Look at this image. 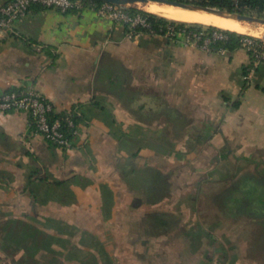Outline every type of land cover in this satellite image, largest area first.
<instances>
[{"label": "crops", "instance_id": "obj_1", "mask_svg": "<svg viewBox=\"0 0 264 264\" xmlns=\"http://www.w3.org/2000/svg\"><path fill=\"white\" fill-rule=\"evenodd\" d=\"M27 86L78 134L63 149L0 111V264H264L201 202L228 161L264 163V61L34 5L0 29V91Z\"/></svg>", "mask_w": 264, "mask_h": 264}, {"label": "built area", "instance_id": "obj_2", "mask_svg": "<svg viewBox=\"0 0 264 264\" xmlns=\"http://www.w3.org/2000/svg\"><path fill=\"white\" fill-rule=\"evenodd\" d=\"M231 1L239 11L242 9V0ZM34 5L57 9L61 12L93 11L99 16L125 25L129 29V35L133 37L142 33L159 34L141 13L133 14L128 10V6L104 1L97 2V0H8L0 7V29L11 32L14 25L25 18ZM261 13L264 15V6L261 8ZM184 23H186L184 26L168 25L161 35L185 47H195L219 55L229 53L227 48L216 46L218 41L228 39L225 32L227 29L215 26L213 30H208L207 26L210 25L205 24L199 29L189 25L195 22ZM241 35V47L246 50L253 63L258 64L264 61V36L248 33H241ZM0 111H25L30 115V125L35 134L41 135L50 143L63 149L72 148L75 144L78 134L77 111L70 109L65 113H57L53 102L35 87L27 86L0 91Z\"/></svg>", "mask_w": 264, "mask_h": 264}, {"label": "trees", "instance_id": "obj_3", "mask_svg": "<svg viewBox=\"0 0 264 264\" xmlns=\"http://www.w3.org/2000/svg\"><path fill=\"white\" fill-rule=\"evenodd\" d=\"M186 4L199 5L202 7H212L220 10H224L230 13H240V14H255L259 17H264L261 13V8L264 6V0H242V9L239 11L231 0H174ZM97 2H101L97 0ZM128 10L135 14L141 13L150 22L151 26L158 32L162 34L166 30L168 25L184 26L186 23L178 22L177 20L167 18L165 16L152 13L143 9H139L136 6L128 7ZM77 12L76 10L69 12ZM193 28L202 27V23H190ZM208 30H213L216 28L214 25L207 26ZM162 29V30H161ZM228 35L227 40L218 41L216 46H223L230 51H233L241 47L242 35L240 32L233 30H225ZM220 197L223 205L225 206V211H231V214H238L241 205L248 206L247 208L253 209L256 217L264 215V174L261 170L257 174L246 173L243 174L239 180H237L234 185H230L224 188L222 194H217ZM248 200V202H246ZM262 214V215H261Z\"/></svg>", "mask_w": 264, "mask_h": 264}, {"label": "rangeland", "instance_id": "obj_4", "mask_svg": "<svg viewBox=\"0 0 264 264\" xmlns=\"http://www.w3.org/2000/svg\"><path fill=\"white\" fill-rule=\"evenodd\" d=\"M143 4L144 3L140 2V3L134 4V6L138 7L139 9L146 10L145 8H143ZM254 24L259 25V23H254ZM205 25H208V24H205ZM260 25H262V27L264 26L263 24H260ZM259 170H261L262 173H264V163L261 162V163L253 164V163H248L246 161H238V160L228 161V163L225 164V170H224L226 171L225 172L227 173L226 177L228 178H225V179L222 178V180L218 179V180H213V181L212 180L207 181L206 185L204 186L207 192H205L206 194L204 197L202 196L203 198L201 202L205 205L206 204L207 205L219 204L220 200H217L214 197L215 193H218L222 189L230 186L232 183H234V181L239 180L241 175L246 174L248 172L257 174ZM246 202H248V200ZM236 217L240 221L241 226L248 225L251 227V230H253V233H254L253 235L254 239L255 241H257V243L264 244V222H263L264 215L258 216V217H252V215L249 216L247 213L242 212L239 215H236ZM231 219L233 218L231 217ZM262 255L263 253L260 254V256Z\"/></svg>", "mask_w": 264, "mask_h": 264}, {"label": "bare ground", "instance_id": "obj_5", "mask_svg": "<svg viewBox=\"0 0 264 264\" xmlns=\"http://www.w3.org/2000/svg\"><path fill=\"white\" fill-rule=\"evenodd\" d=\"M146 10L170 19L184 22H199L214 25L223 29L240 33L264 36V26L246 20H236L227 16H219L203 10H191L166 3L148 2L143 4Z\"/></svg>", "mask_w": 264, "mask_h": 264}, {"label": "water", "instance_id": "obj_6", "mask_svg": "<svg viewBox=\"0 0 264 264\" xmlns=\"http://www.w3.org/2000/svg\"><path fill=\"white\" fill-rule=\"evenodd\" d=\"M99 1L110 2L113 4H117V5H121V6H128V7L134 6V4L140 3V2H142V3H148V2L166 3V4H171V5H175L178 7L186 8V9L203 10V11H207L210 13L217 14L219 16H227V17H230V18H233L236 20H246L249 22L259 23V24L264 25V18L255 16V15L230 13V12L220 10L217 8L202 7L199 5L186 4V3H182V2H178V1H174V0H99Z\"/></svg>", "mask_w": 264, "mask_h": 264}, {"label": "flooded vegetation", "instance_id": "obj_7", "mask_svg": "<svg viewBox=\"0 0 264 264\" xmlns=\"http://www.w3.org/2000/svg\"><path fill=\"white\" fill-rule=\"evenodd\" d=\"M264 174V173H263ZM242 176V175H241ZM236 181H234L235 183ZM234 183H232L231 185H234ZM224 191V189H222L221 191H219L218 193H216L214 195V197L217 199V200H220V197L217 195V194H222V192ZM218 206H220L221 209L225 210V206L223 205L222 201L220 200V203L218 204ZM248 206L246 205H241V207L239 208V213L237 215H239L240 213L242 212H245L247 213L249 216L252 215V217H256L253 209H249L247 208ZM264 222V221H263Z\"/></svg>", "mask_w": 264, "mask_h": 264}]
</instances>
